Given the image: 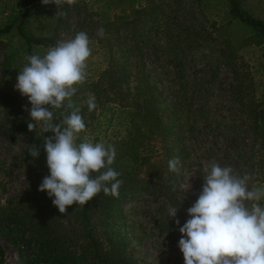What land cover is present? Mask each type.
Wrapping results in <instances>:
<instances>
[{
    "label": "rangeland",
    "instance_id": "1",
    "mask_svg": "<svg viewBox=\"0 0 264 264\" xmlns=\"http://www.w3.org/2000/svg\"><path fill=\"white\" fill-rule=\"evenodd\" d=\"M187 1L190 9L194 4V11L191 9L190 14L194 19L188 25L195 27L194 35L199 38V43L190 51L179 52L175 58L174 51L170 52L166 47L165 36H159L160 41L154 42L158 47L157 53L148 43L141 49L139 59L132 56L128 60L124 50L118 52L113 49L115 59L130 67V80L123 86L129 94L127 99L131 100L139 80L138 70L143 71L161 105L166 108L162 115L163 123L171 128V136L167 140L169 152L162 136H157L147 142V151H143V155H149V164H156L158 171L171 176L170 189L177 204L168 203L165 196L168 190L163 189L154 194L141 192L123 206L121 222L125 227L127 253L136 264H185L178 246L182 236L179 227L190 218L188 209L202 192L203 178L212 162L222 167L230 166L241 177L249 174L252 177L248 182L249 188L260 186V158L251 154L253 134L247 117L239 111L240 104L233 101L232 74L223 62L222 54H229L231 48H236L239 72H248L252 78L248 83L250 91L243 102L260 100L264 90V44L257 47L243 43L246 31L237 23L227 26L228 30L215 31L226 26L230 18L218 0H200L201 7L198 1ZM143 3L144 0H76L67 13L55 4L40 3L33 9L31 30L37 34L56 31V41H66L78 33V28L84 30L81 22L85 20L98 22L108 18L112 21L116 16H127L131 8ZM243 6L251 15L264 21V0H243ZM19 15L18 0H0V27L16 25ZM93 31L95 35L103 36L96 26ZM226 39L227 42L222 41ZM110 41L113 42L112 39ZM90 42L92 55L87 61V79L77 86L79 106L87 103L90 97L86 93V84L97 80L108 62L107 53L103 51L104 43L97 39ZM118 43L122 47L130 44L128 40ZM140 43L144 45L145 41ZM16 47L15 37L0 38V89L19 98L30 114L32 106L28 98L15 88L19 71L27 63L23 55L15 53ZM47 50L34 49L31 55H43ZM10 54H13L11 59L8 57ZM176 62L183 63L180 70L175 67ZM46 107L52 110L51 106ZM100 110L102 107L96 105L94 110L89 111L94 114L92 119L90 113L85 115L86 130L79 134L78 142L86 138L93 143L111 144L120 155L123 150L117 140L127 137L130 129L124 121L127 111L115 107L113 116H110L107 112L100 113ZM52 111L54 113V109ZM3 126L0 124V205L6 207L22 194L32 178L25 159V139L18 136L11 143ZM173 158H179L178 172L168 170V162ZM118 163L126 164L125 159H119ZM43 164L41 162L38 166ZM141 172L147 174L145 168ZM169 206L178 210L176 219L180 221L179 225L168 214ZM0 252V264L28 262L27 254L21 247L1 237Z\"/></svg>",
    "mask_w": 264,
    "mask_h": 264
},
{
    "label": "trees",
    "instance_id": "2",
    "mask_svg": "<svg viewBox=\"0 0 264 264\" xmlns=\"http://www.w3.org/2000/svg\"><path fill=\"white\" fill-rule=\"evenodd\" d=\"M194 1H198L201 7L200 0ZM40 3L42 0H18V23L0 27V38L15 37V53L23 55L24 58L31 55L34 49L43 51L57 44L56 31L37 34L31 30L33 9ZM188 3L187 0H144L141 6L131 8L127 16L119 15L112 21L103 18L98 22H92L90 19L81 22L84 24L83 32L87 33L90 41L97 39L104 43L103 51H106L108 57L107 67L102 70L97 80L86 84V93L95 96L97 107H102L100 113L107 112L113 116L115 107L127 111L124 121L130 129L127 137L117 140L123 153L116 156L112 165L121 173L118 179L123 181L118 198L101 192L88 204H74L68 207L66 213H60L52 202L54 198H50L46 191L39 190L43 179L50 174L47 153L43 148L44 138L52 137L54 133H44L42 126L38 124L33 131H29L28 122H37L30 120L24 103L0 89V124L6 127L5 131L11 143L15 142L18 136L25 139V159L32 178L17 199L10 201L6 207L0 205V237L14 246L21 247L27 254V264H136L127 253L123 231L125 227L121 222L123 206L128 205L141 192L154 194L163 189L168 190L165 195L168 203H176L170 189L171 176L158 171L156 164H149V155H143V151H147V142L157 136H162L169 152L167 140L171 136V128L163 123L162 117L166 108L161 105L152 84L141 70H138L139 80L134 87L132 98L127 99L129 94L123 90V86L130 80V67L115 59L113 49L118 52L124 50V56L128 60L132 56L139 59L141 49L147 47L145 45L148 43L154 53H157L158 47L154 42L160 41L159 36H165L166 47L170 52L174 51L175 58L179 52L184 53L186 49L190 51L199 43V38L194 35L195 27L188 25L191 19H194L190 17L194 4H191L190 9ZM218 4L222 5L230 18L226 26H221L215 31L228 30L227 26L237 23L246 31L243 43L257 47L264 44V21L249 13L243 6V0H218ZM70 7L64 4L62 10L67 13ZM95 26L104 29L103 36L95 35ZM78 29V33L82 31ZM217 37L220 38L218 35ZM120 40H128L130 44L122 47L118 43ZM141 40L145 41L144 45H141ZM231 49L229 54H222V58L232 74L233 101L240 104L239 111L247 117L253 134L251 154H257L260 158L261 186L264 185V90L260 100L243 102L250 91L248 83L252 78L248 72H239L236 48ZM8 57L11 59L13 54ZM182 66V62L175 63L178 70ZM78 94L77 91L72 100L80 109L85 122L87 113H90L91 119L94 114L89 112L87 103L80 106L77 104L80 101L76 96ZM69 113L70 110L54 109L53 121L59 124ZM33 145L39 149V156L36 158L29 154ZM119 159H125L126 164H119ZM41 162L44 164L39 167ZM143 168L147 174H142ZM158 183L160 184L157 185ZM259 203L264 206V200Z\"/></svg>",
    "mask_w": 264,
    "mask_h": 264
},
{
    "label": "clouds",
    "instance_id": "3",
    "mask_svg": "<svg viewBox=\"0 0 264 264\" xmlns=\"http://www.w3.org/2000/svg\"><path fill=\"white\" fill-rule=\"evenodd\" d=\"M75 2L42 0L44 5L59 8ZM99 31L103 34L104 29ZM90 43L87 33L81 31L72 39L58 41L43 55L26 56L27 63L19 71L15 85L32 106L30 120L41 124L44 133H54L44 138L50 174L39 190L54 198L52 202L62 214L74 204H88L101 192L118 198L123 184L118 179L121 173L112 167L117 155L113 145L86 138L78 142L86 125L72 97L77 86L87 79ZM46 106L70 113L58 124ZM87 106L89 111L95 109L94 95L88 98ZM37 123L28 122L29 131ZM29 154L36 158L39 149L33 145ZM179 163V158L169 160V170L178 172ZM251 178L212 162L203 178L202 192L188 209L190 218L179 227L182 236L178 246L185 264H264V206L259 203L264 200V185L249 188ZM177 213L175 207L169 206L168 214L179 225Z\"/></svg>",
    "mask_w": 264,
    "mask_h": 264
}]
</instances>
